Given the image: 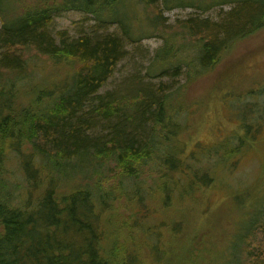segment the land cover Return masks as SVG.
<instances>
[{"label":"trees","instance_id":"obj_1","mask_svg":"<svg viewBox=\"0 0 264 264\" xmlns=\"http://www.w3.org/2000/svg\"><path fill=\"white\" fill-rule=\"evenodd\" d=\"M233 3L239 8L221 25L191 21L184 36L162 33L163 46L148 76L185 70V86L217 69L241 41L264 28V0H0V47L6 53L0 62L5 68L0 76V264H214L202 240L187 235L181 216L179 204L198 202L197 195L213 181L191 167L193 156L185 157L180 147L177 137L184 129L176 122L179 112L165 109L171 103L166 98L144 92L145 101L140 107L135 104L136 120H127V103L97 95L126 54L124 40L70 41L62 32L53 37L50 26L58 15L74 11L105 26L118 24L131 42L128 24L136 23L137 8L156 33L164 11L203 13ZM10 7L15 17L10 18ZM138 31L132 33L140 39ZM31 51L47 57L56 72H67L69 80L65 88L41 94L46 100L34 95L25 106L15 102V89L30 76L25 71L30 60L23 61L22 54ZM92 116L121 125L107 140L90 141L85 129ZM146 121L152 124L150 130L143 126ZM21 147L28 149L20 159L24 179L34 182L38 174L35 182L44 189L30 208L29 197L36 190L30 196L22 193L27 199L18 207L19 196L6 184L2 168ZM103 164L113 168L102 172ZM81 175L85 185L61 193L57 181L75 182ZM154 220L161 222L151 225ZM244 240L246 256L236 244L237 250H226L222 264H264V224Z\"/></svg>","mask_w":264,"mask_h":264},{"label":"rangeland","instance_id":"obj_2","mask_svg":"<svg viewBox=\"0 0 264 264\" xmlns=\"http://www.w3.org/2000/svg\"><path fill=\"white\" fill-rule=\"evenodd\" d=\"M3 1L10 3V0ZM239 5L233 3L203 13L188 8L164 11L156 33L152 32L144 12L137 8L136 23L128 24L133 40L131 42L124 38L118 24L105 26L94 16L74 11L58 15L50 26L53 37H59L56 34L62 32L70 41L81 37H89L93 41L107 37L124 40L126 54L97 95L104 99H115L117 103H127V108L124 109L127 120H136L139 112L135 110V104L139 107L142 105L141 102L147 98L146 92L162 100L166 98L171 103L165 109L174 108V111L179 112L176 122L184 129L177 137L180 147L183 148L185 157L193 156L195 162H191V167L207 173L213 181L209 189H204L202 195H197L200 197L198 202L186 200L179 204L181 216L186 223L187 235L198 236L202 240L201 243L211 250L214 264H222L220 260L226 250L230 254L232 250H237L235 247L238 244L242 245L246 256L244 239L264 224V28L241 41L217 69L186 86L185 70L180 75L168 72L164 77L159 75L151 78L148 76V69L156 51L163 46L162 33L175 32L179 37L184 36V28L191 21L196 24L204 22L221 25L225 16L231 10L239 8ZM7 10L13 12L10 18L15 17L12 7ZM1 18L2 16L0 29ZM132 30H139L140 39ZM32 51L22 54L23 61L30 60L25 71L31 77L19 82L15 89V102L21 105L25 103V106L34 95L46 100V95L41 94L62 85L65 88L69 80L67 72H56L47 57ZM5 54V50L0 47V62ZM13 55L16 59L20 56L18 51ZM3 70L5 68L0 63V76ZM261 88L263 89L260 90ZM132 105L133 111L130 110ZM154 111L151 108L149 114H154ZM86 114L87 112L81 116ZM90 120V125L85 129V135L90 141L107 140L112 129L121 125L119 121L102 122L94 116ZM143 126L150 130L152 124L146 121ZM240 143L243 144L233 150ZM16 150L2 167L6 172L5 181L13 188L14 195L19 196L15 204L20 208L24 207L27 199L23 196L26 193L30 196V192L36 190L29 197L27 208H30L31 204L41 198L44 189L42 184L38 187L35 182L39 178L38 174L34 175V182H29L28 177L24 179L20 159L22 151L26 154L28 149L21 147ZM13 151L11 149L7 153ZM112 166L103 164L100 171L105 172L112 169ZM74 179H70L69 183L57 181L61 193L72 192L76 185L87 183L83 175L72 182ZM22 193L24 194L20 197ZM244 199L245 203H238ZM160 222L154 220L151 225H158ZM50 236L51 234L47 237ZM233 238L234 242L231 243Z\"/></svg>","mask_w":264,"mask_h":264},{"label":"bare ground","instance_id":"obj_3","mask_svg":"<svg viewBox=\"0 0 264 264\" xmlns=\"http://www.w3.org/2000/svg\"><path fill=\"white\" fill-rule=\"evenodd\" d=\"M25 66V65H24Z\"/></svg>","mask_w":264,"mask_h":264}]
</instances>
